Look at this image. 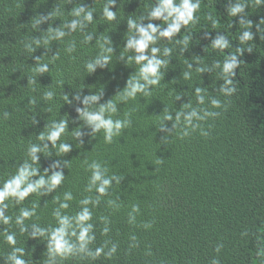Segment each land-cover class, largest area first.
I'll return each instance as SVG.
<instances>
[{
    "label": "trees",
    "instance_id": "16d2710c",
    "mask_svg": "<svg viewBox=\"0 0 264 264\" xmlns=\"http://www.w3.org/2000/svg\"><path fill=\"white\" fill-rule=\"evenodd\" d=\"M106 2L0 0V184L28 159L29 146L41 143L37 135L46 132L45 126L53 121L68 119L69 132L61 136V141L72 145L71 151L60 157L50 143L52 156L48 157L47 152L39 154L41 172L61 161L55 170L62 168L65 179L55 192L43 197L33 194L21 205L6 201V214L13 219L9 225H0V264H5L3 258L12 251L4 239L5 229L16 233V246L25 248L28 264H45L46 240L20 233L15 224L19 208L38 205L37 215L25 221L29 231L33 223L55 227L52 213L58 204L53 197L63 200V194L71 192L73 200L63 212L75 215L81 208V199L96 196L95 191L85 190L91 176L88 164L93 161L107 168L109 176L116 174L122 180L120 184L113 181L98 206L89 205L96 237L89 247L94 250L107 245V251L116 245L117 251L110 259L103 255L96 260L77 256L58 259L57 264H211L214 259L219 264H264V256L258 255L264 248V37L260 39L257 34L253 41L240 45L238 37L244 29L239 26V16L228 15V0H201L196 23L182 28L171 42L161 38L154 45L161 52L165 47L172 49L169 65L161 69L160 84L151 88L150 95L137 93L134 99L121 102L120 91L130 76L139 72L134 61L126 63L128 56L135 55L124 49L130 34L127 20L139 22L156 0H117L111 9L116 12V20L111 22L102 15ZM80 3L94 12L93 21L83 31L69 32L62 40L49 44L41 39L40 47L33 53L26 48L32 38L46 37L48 27L63 26L73 19L69 12ZM51 11L54 19L34 30L36 19ZM245 12L253 21L251 31L255 34V24L264 18V5L257 6L249 0ZM209 15L218 21L215 29L207 19ZM153 23L166 26L159 20ZM88 34H93V39L85 43ZM217 35H226L230 40L228 49L211 48V39ZM104 36L112 40L111 61L107 67H97L89 74L85 65L100 52L97 39ZM184 36L191 39L182 53V45L176 40ZM72 43L75 50L69 53L67 48ZM249 45L252 52L245 51L239 57L242 62L233 77L237 91L232 96L219 91L223 83L220 69L202 74L195 71L197 66H211L216 61L222 64L226 54ZM36 57H41V64H48L47 73H37ZM188 63L193 69L191 78L185 80L183 73L188 71ZM195 87L206 89L204 105L197 103ZM48 91L54 94L51 100L44 99ZM100 92V104L111 99L117 104L118 112L112 119L131 122L111 143L105 142L103 130L95 138L88 135L91 129L77 118L76 108L83 104L73 97L79 93L82 101L84 96ZM64 94L72 104L64 103ZM177 95H182L181 100L175 101ZM211 98L219 99L221 107H212ZM187 102L192 107L219 113L201 122L210 134L202 136L198 129L182 137L181 126L166 144L161 143L164 133L158 128L164 114L171 112L175 116V111ZM5 112L9 114L7 119L3 118ZM166 123L171 128L172 122ZM77 127L84 132L82 145L71 133ZM109 200L116 201L119 207L109 205ZM134 205L139 212L135 223L130 224L129 213ZM101 217L110 221L106 235L102 234L105 224ZM146 224L151 227L145 228ZM133 236L136 240L131 239ZM134 244L138 246L133 247ZM219 245L222 247L217 252Z\"/></svg>",
    "mask_w": 264,
    "mask_h": 264
},
{
    "label": "clouds",
    "instance_id": "9594fccd",
    "mask_svg": "<svg viewBox=\"0 0 264 264\" xmlns=\"http://www.w3.org/2000/svg\"><path fill=\"white\" fill-rule=\"evenodd\" d=\"M71 2V0H70ZM117 0H107L103 7L102 15L107 21L116 20V12L111 9L116 6ZM257 6L264 5V0H254ZM201 0H156L154 6H152L146 16H141L139 22L135 19L129 18L127 20V31L130 33L126 39L124 45L125 51H133L134 56H128L127 62L134 61L139 65L138 75H131L126 82V86L120 91L119 99L121 102H125L128 99H134L137 93H141L145 96L150 95L151 88L160 84L163 73L162 68H166L169 65L172 49L165 47L161 52L159 47H156L157 41L161 38L167 39L171 42L173 37H177L181 33L182 28H186L189 24H194L198 21V17L195 15L200 9ZM249 6V0H228L227 13L231 17L239 16V26L244 30L239 35L238 40L240 45L247 44L249 41L254 40L255 35H259L260 39L264 37V18H261L258 23L255 24L256 33L254 34L251 29L253 28V21L247 18L245 9ZM93 10L91 7H85L83 3L75 5L69 14L74 17L70 21H67L63 26L53 28L48 27L46 37L32 38V43L27 44L26 48L32 53L36 48L40 47L41 39L44 44H49L52 41H60L69 32L83 31L93 21ZM53 11L49 12L46 16H39L33 24V29L36 30L39 25L46 21L53 20ZM211 21L213 28L218 26V21L209 15L207 17ZM147 20V24L144 21ZM162 21L166 26L161 27L160 24H154L153 21ZM93 39V34L85 36V43H90ZM190 36H184L182 39H177L176 43L182 45L181 52L187 50ZM208 39V36H205ZM97 43L100 47V52L96 57L87 62L85 65L86 71L90 74L95 71L97 67L105 68L109 65L112 54L113 46L112 40L109 36H104L101 39H97ZM230 40L226 35H217L214 39H211L210 46L214 50L224 51L230 47ZM33 44L36 47H33ZM75 50V44L72 43L67 51L70 53ZM253 48L249 45L247 48L237 47L235 53L225 55V59L221 64L220 61L214 62L211 66L195 68V71L202 74L204 72H212L214 69L221 70V80L223 83L220 85L219 91L224 96H232L236 93V84L233 77L235 76V69L241 65L240 56L245 51L252 52ZM57 58V53L52 55ZM163 57V58H161ZM41 57H36V71L38 74L47 73L49 67L47 63H40ZM121 60L124 59L122 55ZM198 63V62H197ZM188 71L183 73L185 80L191 78L192 63L187 64ZM195 96L199 105H204L206 96V89L202 87H195ZM53 92L48 91L44 94L45 100H51L53 98ZM103 92L99 94H91L83 97L81 101L80 94L77 93L73 99L80 101L83 107H77L76 112L78 119L83 121V126H87L91 129L88 133L91 137L95 138V135L101 130L104 132V140L106 143H111L114 136H119L123 129H126L130 125V121L112 119V115L118 112L117 104L111 99L106 103L100 104ZM182 95H177L175 101L181 100ZM64 103L72 104V101L68 99V95H63ZM30 103H35L34 100H30ZM96 105L97 108L93 110L92 106ZM210 105L214 108L221 107V101L216 98L210 99ZM8 113H3V118H8ZM219 115L218 112L210 111L206 108L192 107L190 102L182 104L179 110L175 111V116L171 112H166L158 128L159 132L164 133L161 137V143L166 144L168 137L172 136L178 127L182 126V137H187L191 133L196 132L198 129L202 136L207 137L210 133L206 131L201 122L206 121L208 118H215ZM168 121L172 122L171 128L168 127ZM34 123L36 120L34 119ZM81 126V127H83ZM47 127V131H42L37 135V139L41 142L39 144H32L28 148V159L23 160L15 174L11 175L8 179L4 180L0 184V225H9L12 223V217L7 215L9 203L6 201H14L15 205H21L29 196L35 194L39 197L47 196L56 191L61 186L65 179L63 169L59 171L55 169L60 168V160L50 165L49 168H45L41 172V165L39 163L40 156L47 152L48 157L52 156L49 148L56 149V156L60 157L71 151L72 145L70 143L62 142L61 136L68 131V119H60L53 121L50 126ZM81 127H77L71 131L75 140H78L82 145L84 143V132ZM59 142V143H58ZM66 167L67 161H64ZM88 168L91 171L89 182L86 186V191L91 193L95 191L96 196H87L79 201L81 206L80 210L75 215H68L63 212L69 208V202L73 200L71 192H65L63 194V200L59 196H54L53 201L58 204L52 213L57 222L55 227H41L38 224L33 223L31 230L29 231L28 225L25 224L26 220H30L37 215V204H33L31 208L21 207L19 208V214L15 217V224L19 227L21 234L28 233L29 238L32 239H45L46 240V252L47 259L45 264H57V260H66L71 257H88L92 260H96L101 255L106 258H111L117 251V246L112 245L105 251L107 245L96 247L94 250L89 247L90 244L96 239L94 233V224L91 223L93 213L89 205L96 207L100 204L102 197L106 196L109 189L115 184H120L122 177L116 174L109 176L107 174V168L103 167L99 162L93 161L88 164ZM51 173V174H50ZM34 177H38L33 179ZM109 205L113 207H119L116 201L109 200ZM139 212L138 206H133L129 213V223H135V214ZM101 220L105 224L102 229V234L106 235L110 229L108 224L110 221L107 217H101ZM145 228L151 227V225H144ZM5 241L12 246V251L4 257L5 264H28L24 259L25 248L16 246V233L4 230ZM246 235V233H245ZM74 238V239H73ZM132 240H136V237H131ZM138 246L137 244L132 245ZM222 245L217 246L216 251L219 252ZM258 255L264 256V248L258 251ZM211 264H219V261L214 259Z\"/></svg>",
    "mask_w": 264,
    "mask_h": 264
},
{
    "label": "bare ground",
    "instance_id": "6f19581e",
    "mask_svg": "<svg viewBox=\"0 0 264 264\" xmlns=\"http://www.w3.org/2000/svg\"><path fill=\"white\" fill-rule=\"evenodd\" d=\"M236 45V44H235Z\"/></svg>",
    "mask_w": 264,
    "mask_h": 264
}]
</instances>
